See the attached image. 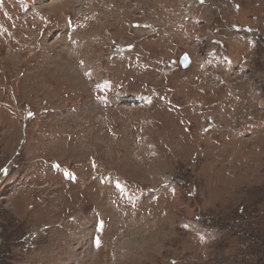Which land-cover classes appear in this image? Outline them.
<instances>
[{
	"label": "rangeland",
	"instance_id": "1",
	"mask_svg": "<svg viewBox=\"0 0 264 264\" xmlns=\"http://www.w3.org/2000/svg\"><path fill=\"white\" fill-rule=\"evenodd\" d=\"M0 264H264V0H0Z\"/></svg>",
	"mask_w": 264,
	"mask_h": 264
},
{
	"label": "water",
	"instance_id": "2",
	"mask_svg": "<svg viewBox=\"0 0 264 264\" xmlns=\"http://www.w3.org/2000/svg\"><path fill=\"white\" fill-rule=\"evenodd\" d=\"M181 65L186 69V66L188 65V59L186 57L181 60Z\"/></svg>",
	"mask_w": 264,
	"mask_h": 264
},
{
	"label": "bare ground",
	"instance_id": "3",
	"mask_svg": "<svg viewBox=\"0 0 264 264\" xmlns=\"http://www.w3.org/2000/svg\"><path fill=\"white\" fill-rule=\"evenodd\" d=\"M46 1V0H45ZM41 2H43L44 3V0H41ZM68 70V69H67ZM64 71V70H63Z\"/></svg>",
	"mask_w": 264,
	"mask_h": 264
}]
</instances>
